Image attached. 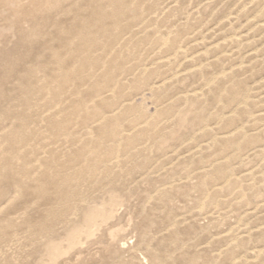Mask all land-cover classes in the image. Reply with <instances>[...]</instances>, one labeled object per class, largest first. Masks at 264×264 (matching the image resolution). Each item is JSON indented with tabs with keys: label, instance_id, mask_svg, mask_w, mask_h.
Returning <instances> with one entry per match:
<instances>
[{
	"label": "rangeland",
	"instance_id": "rangeland-1",
	"mask_svg": "<svg viewBox=\"0 0 264 264\" xmlns=\"http://www.w3.org/2000/svg\"><path fill=\"white\" fill-rule=\"evenodd\" d=\"M0 264H264V0H0Z\"/></svg>",
	"mask_w": 264,
	"mask_h": 264
}]
</instances>
